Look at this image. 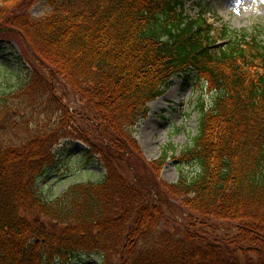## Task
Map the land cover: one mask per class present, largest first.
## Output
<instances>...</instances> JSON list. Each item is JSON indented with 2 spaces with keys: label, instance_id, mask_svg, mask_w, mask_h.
<instances>
[{
  "label": "trees",
  "instance_id": "obj_1",
  "mask_svg": "<svg viewBox=\"0 0 264 264\" xmlns=\"http://www.w3.org/2000/svg\"><path fill=\"white\" fill-rule=\"evenodd\" d=\"M40 1L50 12L35 18L30 10ZM9 34L67 82L85 102L86 120L100 117L120 146L107 141L102 157L50 87L53 114L34 120L24 103L44 95L33 73L11 96L0 92V264L80 255L103 264H264V40L214 25L204 8L186 13L185 0H2L1 41ZM17 60L22 66L25 58ZM193 73L212 94L209 106L198 104L197 135L177 156L169 146L146 159L135 129L149 103L173 77ZM65 139L92 146L105 178L49 199L38 181L59 163ZM170 157L180 169L175 183L160 176ZM172 198L191 212L183 233L162 229L166 209L153 203L171 209ZM197 218L209 232L195 227ZM219 223L238 229L228 248L214 241Z\"/></svg>",
  "mask_w": 264,
  "mask_h": 264
},
{
  "label": "rangeland",
  "instance_id": "obj_2",
  "mask_svg": "<svg viewBox=\"0 0 264 264\" xmlns=\"http://www.w3.org/2000/svg\"><path fill=\"white\" fill-rule=\"evenodd\" d=\"M185 7L186 12L191 15H196L204 8L211 21H216V18L220 17L221 22L217 21V24H227L230 29L257 34L264 40V0H185ZM49 12L50 6L46 1L38 2L30 10L35 18H41ZM1 40L0 92L9 93L11 96L15 92H11L13 88L17 87L23 79L27 80L28 73H33L36 80L38 77L40 78L38 88L44 95L43 99H40L41 103L39 102L34 106H26L24 103V109L33 112L34 120L41 118L40 114H53L55 108L52 101L47 100L50 99L49 94H47L50 87V90L66 106L70 114L74 115V122L71 123L76 129L81 130L79 135L87 138L91 144H95L102 151V157L107 156V152L104 151V143L107 141L113 142L117 148L120 146L117 145L116 139H112L110 134L105 133L106 123L100 117L95 114L91 116L92 121L94 120L96 123L93 125L88 119L86 120L85 115L89 113V110H86L85 102L69 87L64 79L53 76L48 69L38 64L18 36L9 34L6 38L7 41ZM17 58H22V60L25 58L22 66L19 65ZM23 68L28 69V71H22ZM175 81L170 82V91L168 90L165 95L149 104L148 117L142 119L135 129V137L140 143L144 157L148 160L159 158L164 147L169 146L176 150L175 156H177L179 151L190 143L191 138L198 133L201 118L198 104L200 102H204L207 106L211 104L212 94L208 91L205 83L196 76V73L191 74L188 79L178 76ZM89 150L94 151L95 149L92 146L90 149L81 140H62L56 150L59 163L49 169L38 181V186L46 198H56L74 183L97 182L105 178L106 170L101 165L99 156L90 157ZM137 167L140 165L137 164ZM183 169L191 171L188 166L183 167ZM195 170L197 171L198 168ZM179 174L180 169L175 158L170 157L161 171V179L167 183H175ZM125 176L129 177L128 174ZM181 201L172 198L171 209H168L158 199L153 201L157 206L160 205L164 210L166 209L162 229L184 232L186 218L191 212L182 206ZM194 221L197 229H205L209 232L206 226L202 224L203 219L197 218ZM39 223L43 224L44 222L42 220ZM218 226L220 230H215L212 233L214 241L218 240L221 246L226 247L227 245L228 248V244L230 245L231 240L238 234V229L234 223L232 225L231 223H219ZM62 264H103V261L96 255H80L72 256Z\"/></svg>",
  "mask_w": 264,
  "mask_h": 264
},
{
  "label": "bare ground",
  "instance_id": "obj_3",
  "mask_svg": "<svg viewBox=\"0 0 264 264\" xmlns=\"http://www.w3.org/2000/svg\"><path fill=\"white\" fill-rule=\"evenodd\" d=\"M176 78H177V77H174V78L172 79V83L175 81ZM175 82H176V81H175ZM169 89H170V88H169ZM169 89H168V90H169ZM168 90H167V91H168ZM167 91H166V92H167ZM169 91H170V90H169ZM164 95H165V94H164ZM152 106H153V105H152ZM59 144H60V143H59ZM59 144H58V145H59ZM58 145H57V146H58ZM56 149H57V147H56Z\"/></svg>",
  "mask_w": 264,
  "mask_h": 264
}]
</instances>
